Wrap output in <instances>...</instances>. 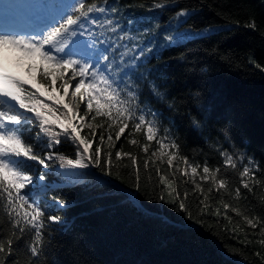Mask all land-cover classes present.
<instances>
[{"label":"trees","instance_id":"trees-1","mask_svg":"<svg viewBox=\"0 0 264 264\" xmlns=\"http://www.w3.org/2000/svg\"><path fill=\"white\" fill-rule=\"evenodd\" d=\"M46 2L52 6L58 0ZM73 2L72 10L83 3L86 15L71 11L67 16L89 15L95 21L90 44L97 55L108 49L119 67L110 78L124 89L122 99L129 91L136 95L135 123L144 115L156 137L148 141V125L136 129L130 123L117 139L109 117L81 104L84 122L75 124L91 141L88 166L61 168L58 157L76 159L84 146L78 148L70 134H63L59 122L67 110L57 103L60 91L49 99L25 83L27 94L35 92L51 105L56 115L49 116L59 121L44 125L51 129L45 132L35 113L17 103L13 112H3L18 116L19 123L5 121L0 131L20 136L37 155L51 151L54 159L44 169L25 157L4 158H14L13 166L34 178L21 194L62 221L46 222L33 255L34 230L15 226L31 209H20L18 217L0 189V264H264V0ZM181 9H188L182 22L187 27L219 25L205 34L155 44L149 24L168 22ZM50 64L55 62H44ZM157 139L176 145L170 148L171 165L155 155ZM96 147L110 164L91 163ZM185 162L196 167V174L182 170ZM205 166L207 180L201 178ZM90 167L93 171H86ZM41 175H46L43 185ZM161 176L176 189V203L168 202L172 197ZM57 200L67 206L60 209ZM181 201L186 211L179 209ZM247 219H254L256 227Z\"/></svg>","mask_w":264,"mask_h":264},{"label":"snow or ice","instance_id":"snow-or-ice-1","mask_svg":"<svg viewBox=\"0 0 264 264\" xmlns=\"http://www.w3.org/2000/svg\"><path fill=\"white\" fill-rule=\"evenodd\" d=\"M85 7L83 3H80L72 11H79L81 15H86L82 10ZM94 6L88 7V12L93 11ZM160 7V5H157ZM103 11V9H101ZM115 11V9H113ZM77 18L71 14L66 17V19L60 23L57 27H54L49 31L42 41L32 42L26 40L23 37L11 36L0 34V48H11L12 50L20 53L21 55L28 58H36L40 63L33 64L30 67L35 68V72L32 75L33 86L40 90L41 96H47L52 99L53 93L63 91L65 95L69 93V87L73 79H78L75 83L74 89L71 91V96L75 101L79 102L87 98V108L89 111L95 110L96 116L109 117L113 123H115L118 130L115 131V137L119 139L121 135L125 132V129L129 127L130 123L136 128L141 129L145 124L147 127V140L152 141L156 137V129L151 121H147L144 115L138 117L139 123H135V110L138 107L136 95L129 91L127 92V98L122 99V92L124 89L120 88L113 77L114 74L119 71V67L115 66V61L110 59L108 49L106 48L96 57V62H84L82 60L74 59L73 56L84 53V49H79L78 51H73L69 49L65 52V45L60 43L62 34L67 33L71 26L77 24ZM95 23V21H93ZM131 23V21L129 22ZM89 35L93 33L89 32ZM165 39L171 42L175 39L172 35H167ZM104 43L103 41H99ZM45 46H50L48 50H45ZM51 49H55L56 53H64L68 58L64 59L53 55ZM143 54V53H142ZM55 62L54 65L44 66V62ZM70 70V71H69ZM67 73V75H66ZM59 82V83H57ZM27 81H23L12 75L5 74L0 71V93L11 97L15 100L19 107L22 109H27L35 113L37 120L41 122V128L45 132H50L51 129L44 128V125L55 124L59 121V117L55 120L51 119V116H55L56 112L53 107L46 104L43 100L36 97V93L33 92L30 95L27 94V89L23 85ZM51 89V92L49 91ZM64 97L61 96L57 103H63V108L67 111L62 112L63 121L60 123V127L63 129V134H70L73 142H78L79 145H83V151L79 152L78 158L67 159L64 156L58 157L60 160V167L64 168L66 165L71 168H84L88 164L85 163V157L88 155L89 145L91 141L85 140L81 134L79 127L72 123L74 119H77L73 109L68 103L63 102ZM19 117L12 115L3 111H0V129L5 127V121L11 122L13 124L19 123ZM83 120L84 117H79ZM111 127V125H110ZM69 129L71 132L69 133ZM95 131V130H93ZM58 141L59 135L54 138ZM111 139V136L109 137ZM101 140L103 136L101 135ZM135 143V141H133ZM156 143L159 145L158 151L161 156L167 155L168 163L171 165L174 155L166 153L164 150L166 147L175 148L174 144H165L163 140L157 139ZM52 142L49 143L48 147L52 148ZM147 144L145 149H147ZM116 157H120L122 153L117 151L115 153ZM127 155V154H123ZM14 156V157H25L28 160L36 162L39 166L44 169L51 167V163L54 159L53 153L51 151L47 152L45 155H37L33 152L30 145L25 144L20 136L15 135L11 132L0 131V189L7 193L8 198L11 200L12 206L15 207L17 211V216H20V209H31V212L24 211L22 217L16 220V227H20L23 231L22 224L30 225L35 232L33 247L31 249L33 255L38 254V248L35 247L36 243L42 240V230L44 229L46 222L59 223L62 221V217L59 215H46L44 210H42L35 201L29 202V198L26 195L21 194V190L25 189L27 186L33 183V176L19 170L14 167L9 159L4 157ZM91 163L96 166H100L102 163L110 164V161L101 155V148L96 147L95 154L90 158ZM133 164L137 163L135 157H130ZM191 167L193 174H196V167ZM204 176L201 178L207 180L210 178V169L205 166L203 168ZM249 169L245 168L244 173H248ZM242 173V175L244 174ZM211 178L215 179V173H211ZM39 181L43 182L46 180V175H41L38 177ZM161 182L169 189V196L172 197L168 202L176 203L175 192L176 189L173 188L172 184L169 183L165 177H160ZM220 188L225 186V181L220 180ZM248 187L247 184L244 185ZM161 200L164 196L161 195ZM55 204L63 209L67 206V202L64 200H57ZM179 209L187 210V206L182 201L179 202ZM225 207H228L225 205ZM247 223L256 227V221L254 219H247ZM264 231V229H262ZM2 249V245H0Z\"/></svg>","mask_w":264,"mask_h":264},{"label":"rangeland","instance_id":"rangeland-1","mask_svg":"<svg viewBox=\"0 0 264 264\" xmlns=\"http://www.w3.org/2000/svg\"><path fill=\"white\" fill-rule=\"evenodd\" d=\"M74 0H58V3L56 5L49 6L47 4L46 0H0L1 5L9 8L10 10H18L20 9L22 11H27L32 9L35 14H38L39 18H45L47 20L46 25L41 28L39 31V36L41 37V41L44 39L45 35L56 26H58L60 23H62L65 20V17L68 13L72 11L73 8V2ZM188 12V9H181L179 10L174 18L168 22H159L158 20H154L152 23L149 24L148 28L151 31V36L155 38L154 40L157 42L158 46L167 45L170 43H174L177 41H180L182 39H185L186 37L193 36V35H199V34H205L216 28L219 24H206L200 27H187L182 22L184 21L186 14ZM28 14V13H27ZM90 16H82L81 18L78 17L77 24L71 26L70 30L62 34V38L60 40L61 44L65 45V52H67L69 49L73 51H78L79 49H84V53L73 56L74 59L82 60L84 62H96L97 55L95 53L94 47L90 44V37L88 35V32H90V29L93 26L92 20L89 18ZM24 20L27 19V15H23L22 17ZM38 18V17H37ZM167 35H172L175 37V39L171 42H168L165 37ZM103 37V36H102ZM100 37L101 39H104ZM154 45V44H153ZM50 46H45V50H48ZM53 52V55H56L58 57H62L64 59H67L68 57L64 53H56L55 49H51ZM0 52L4 53L8 58L11 56L13 57V60L11 63L18 65L20 67H23V69H16L17 72H13L11 75L19 78L21 80H25L28 83H32V75L35 72V68L30 67L34 62L37 60L36 58H28L20 53L12 50L11 48H0ZM11 57V58H12ZM11 67V66H5ZM5 69V68H4ZM10 72V71H8ZM78 82V79H73L70 87H69V93L65 95L63 91H60V97L63 96L64 100L63 102H66L69 104V106L73 109L77 119H74V122L76 121V124L80 120L79 117H82L79 113L78 106L81 104H87V98L84 100H81L79 102L75 101L74 98L71 96V91L74 89L75 83ZM59 83V82H58ZM0 111H14V108L17 106V102L15 100H8L6 95L0 93ZM63 105V103H61ZM67 110V109H66ZM66 123L65 121H62ZM61 123V121L59 122ZM148 127V126H147ZM166 145L167 143L164 142ZM159 148V147H158ZM158 148L155 149V155H157L160 158L168 160L167 155L161 156L160 152L158 151ZM166 153H169L171 155H174V153L170 150V148L166 147L164 150ZM175 157V155H174ZM189 163H184L181 165L182 170H184L187 174L192 175L191 167H189ZM38 182L43 185L44 181L41 182L38 179Z\"/></svg>","mask_w":264,"mask_h":264},{"label":"bare ground","instance_id":"bare-ground-1","mask_svg":"<svg viewBox=\"0 0 264 264\" xmlns=\"http://www.w3.org/2000/svg\"><path fill=\"white\" fill-rule=\"evenodd\" d=\"M31 13H33V12H30L29 14H31ZM14 15H16L15 11H13V12L11 11L10 13H8L7 17H11V16H14ZM39 20L46 21L45 18H41ZM27 24H31V23L28 21ZM8 56H6L4 53L0 52V71H3L4 73H7V71H10V74H12L13 72H17L16 69H18V71L20 69H23V67H20L18 65H15V64L11 63V61L13 60V57L11 56L12 58L11 57L8 58ZM5 66H11V67L10 68L9 67L6 68ZM6 97L8 98V100H13L9 96H6ZM0 100H1V97H0Z\"/></svg>","mask_w":264,"mask_h":264},{"label":"water","instance_id":"water-1","mask_svg":"<svg viewBox=\"0 0 264 264\" xmlns=\"http://www.w3.org/2000/svg\"><path fill=\"white\" fill-rule=\"evenodd\" d=\"M86 171L92 172V171H93V168L90 167V168H88Z\"/></svg>","mask_w":264,"mask_h":264}]
</instances>
